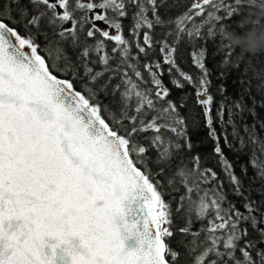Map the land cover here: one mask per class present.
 <instances>
[{"label": "snow or ice", "instance_id": "1", "mask_svg": "<svg viewBox=\"0 0 264 264\" xmlns=\"http://www.w3.org/2000/svg\"><path fill=\"white\" fill-rule=\"evenodd\" d=\"M172 5L0 0V264H264V76L240 72L231 96L240 50L222 38L255 0H193L175 18ZM185 37L212 44L215 72L207 43L191 51L199 76L180 68ZM157 45L171 84L195 88L196 116L170 98L161 63L141 64ZM200 116L235 201L192 139ZM224 148L250 150L242 175Z\"/></svg>", "mask_w": 264, "mask_h": 264}, {"label": "trees", "instance_id": "2", "mask_svg": "<svg viewBox=\"0 0 264 264\" xmlns=\"http://www.w3.org/2000/svg\"><path fill=\"white\" fill-rule=\"evenodd\" d=\"M53 2H54V0H53ZM192 2H193V0H179V6L177 7L175 5H172L173 10L168 15L175 18L178 14H181L184 11H186ZM169 3H171V0H169ZM252 10H253V8L246 9V12H251ZM97 11H99V10H97ZM160 12L162 15H164L165 9L161 8ZM122 23H123V35L125 38H127L131 41L133 39L131 36V33H130L132 21L130 18H125V19H123ZM228 23H230V22L225 21L226 26ZM231 23H232V26L234 27V22H231ZM96 24L101 29H107V26L102 21H97ZM172 27H174V25ZM228 29H230V28H228ZM109 31H110V34H115V30H109ZM202 31H204L206 34V29L202 30ZM156 32L160 33L161 29L158 27L156 29ZM139 42L142 44V33H141V37H140ZM205 43H207V48H208L209 52H211L212 55H215V60H213L211 58H207V65L206 66L210 70H213V72H215V69H213V65L216 63V61L221 59V55L216 54L215 52H212V44L210 42L196 41L195 44H190L187 42V37H185V42L179 46L181 54L178 55V64L183 71L191 74L194 78L199 76L200 72L195 67V65L192 63L191 51H193V50L198 51L199 48L201 46H204ZM112 46H113L112 42H108L109 49ZM225 51H226V49H225ZM236 51L238 52L239 49H236ZM132 52H133V55L138 54L137 50L134 46V43H133ZM248 57L249 56L242 57L235 64V66H232L231 64L226 66L227 70L230 72V76L228 78V92L233 97L237 93V85H235L233 83V80H234L235 76L239 75L240 72H246L247 73L246 78L253 77L254 75L264 76V54L254 56V57H252V59H249ZM234 59H235V56L230 57V61H232ZM145 60H147L148 62H152V63H155V62L161 63L162 70L165 71V74L162 76V81H163L164 85L171 90L170 98L174 102H176L177 100H185L186 104H187V111L190 114V116H196V114L201 113L200 107L195 104V91L196 90L194 87L187 85L185 83V87L183 89H176L171 84L170 77L166 71L168 66L163 65V56L161 53H159V45L156 46V51H155L154 55H150L148 58L141 57V64L144 63ZM97 70H99V69H97ZM141 70L143 71V68H141ZM145 76L147 77V73H145ZM210 80H211L210 92H211V94L214 95L215 101L218 104V102H220V100H221V96L218 93L217 86L221 83V81L215 75H212L210 77ZM253 83H255V80L253 81ZM215 107H216V104H214L213 115H215ZM198 119H199V122L201 124V128L199 130L198 135L193 136L192 139L193 140H204L205 146L203 148L199 149V151L202 154H206L205 159H204V166L211 167V168H213L214 171L217 172L218 180L223 183L224 190L228 193V198L230 200L235 201V200H237V198L234 195H232V193H231V186L229 184V181H228L226 174L223 172L221 166L217 163V158L214 156H211L213 144L209 139L206 138L207 129L203 127V117L200 116V117H198ZM216 127H217V131L219 133L221 131V126L219 124H217ZM226 131L228 133H230L231 132V126H228ZM241 135H246V134L241 132ZM258 135H261V138H264V134H262L260 132V130H258ZM229 139H231L230 136H229ZM221 143L223 144V140H221ZM236 147L238 148L239 145L237 144ZM224 151L226 153L227 158L233 163L234 171L236 172V174L242 175L241 169L243 167L247 166V164H248V161L250 159V150L248 148L245 149V152L247 153V155H237L235 152L229 151V149H227V148H224ZM209 157H211V158H209ZM247 174L249 177H251L253 175V169L251 167H248V173ZM245 183L247 186V180L245 181ZM171 195L176 196L179 194L178 193H172ZM165 199L166 200L170 199V196L168 194H166ZM236 206L238 208H240L241 211H244V209L242 208L240 203H237Z\"/></svg>", "mask_w": 264, "mask_h": 264}, {"label": "clouds", "instance_id": "3", "mask_svg": "<svg viewBox=\"0 0 264 264\" xmlns=\"http://www.w3.org/2000/svg\"><path fill=\"white\" fill-rule=\"evenodd\" d=\"M241 32L226 28L222 33L224 46L239 49L240 55L229 61L235 64L244 56L264 54V0H255V7L240 21Z\"/></svg>", "mask_w": 264, "mask_h": 264}]
</instances>
